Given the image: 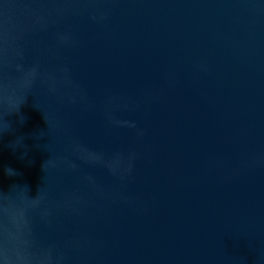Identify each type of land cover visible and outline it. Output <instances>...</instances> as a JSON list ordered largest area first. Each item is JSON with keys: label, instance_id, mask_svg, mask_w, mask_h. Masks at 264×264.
<instances>
[{"label": "water", "instance_id": "95a60500", "mask_svg": "<svg viewBox=\"0 0 264 264\" xmlns=\"http://www.w3.org/2000/svg\"><path fill=\"white\" fill-rule=\"evenodd\" d=\"M0 264H264V0H0Z\"/></svg>", "mask_w": 264, "mask_h": 264}, {"label": "clouds", "instance_id": "9594fccd", "mask_svg": "<svg viewBox=\"0 0 264 264\" xmlns=\"http://www.w3.org/2000/svg\"><path fill=\"white\" fill-rule=\"evenodd\" d=\"M9 172H11V170H9Z\"/></svg>", "mask_w": 264, "mask_h": 264}]
</instances>
